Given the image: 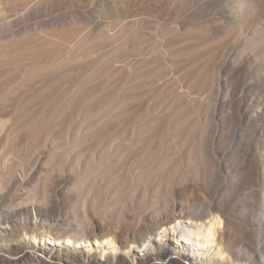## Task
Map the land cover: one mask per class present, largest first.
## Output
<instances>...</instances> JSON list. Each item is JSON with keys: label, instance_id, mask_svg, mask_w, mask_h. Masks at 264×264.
<instances>
[{"label": "bare ground", "instance_id": "6f19581e", "mask_svg": "<svg viewBox=\"0 0 264 264\" xmlns=\"http://www.w3.org/2000/svg\"><path fill=\"white\" fill-rule=\"evenodd\" d=\"M208 1L192 27L185 0H0V262L247 264L225 215L244 179L264 232V0Z\"/></svg>", "mask_w": 264, "mask_h": 264}, {"label": "rangeland", "instance_id": "374dc122", "mask_svg": "<svg viewBox=\"0 0 264 264\" xmlns=\"http://www.w3.org/2000/svg\"><path fill=\"white\" fill-rule=\"evenodd\" d=\"M154 3L157 4L158 7L161 6L162 3H167L169 5V11L168 13L172 14L175 13L178 6H177V2L178 0H153ZM185 4H187L189 7H191V9L186 10L185 9V15H183L184 18H182V22H189L191 23V21H187V19H195V21H193V25L192 27H203V26H214L217 25L218 23L216 22V24H214L211 20H215L213 16H215L217 19L221 20V18L223 17L220 12L219 9L217 8L216 5L210 3L208 0H185ZM174 11V12H173ZM153 16V17H152ZM158 17V16H157ZM156 15L154 17V15L147 14V24H146V29H147V35H149V33H151V36H157L158 37V31L159 29L162 27V25L164 24L163 21L165 22L164 19L162 18H157ZM151 18V19H150ZM155 18V19H154ZM113 18H110V20H112ZM30 22H33V20H31ZM162 23V24H161ZM177 26H176V25ZM244 24V26H248L249 30L252 31L253 27L251 26L250 23H242ZM179 25L177 23H172L171 22V27L173 28H177ZM227 27V26H226ZM229 28V27H227ZM111 33H114L116 31V23L113 22V25L111 27V29L109 30ZM186 31L185 29L182 30V32ZM174 34V33H173ZM173 34H169L168 37L165 38H161L158 37L159 41L157 43V45L154 46L155 50H161L164 47V44L166 43L167 39H172ZM216 35V34H214ZM161 44V45H160ZM264 45V42L262 41H258L255 46L256 49L253 51L251 59H250V64H251V68L255 67L257 64H259L262 61V56L260 54V52L262 51V48ZM161 48V49H160ZM157 52H155L156 54ZM152 51H147V57L151 56ZM167 55V57H172L171 54L169 53H164V55ZM169 54V55H168ZM165 55V56H166ZM146 56V54H145ZM164 56V57H165ZM165 57V58H167ZM242 75L244 79H249L250 75L249 72L246 70H242ZM182 75V74H181ZM179 75V76H181ZM255 94H257V96H264V88L262 87H258L257 89L254 90ZM251 94V91H250ZM203 95V96H202ZM201 95V98H204L205 95H208V92H204ZM239 95H237V99H238ZM214 106V104H213ZM225 110L228 113H232V109L229 107H226ZM253 110L255 111L256 115H260V110L256 107H253ZM220 116H218V122L219 124L222 125V123L224 122H229L231 120V118L223 116L222 113L219 114ZM232 117V115H230ZM239 120H237L238 122ZM260 130V129H259ZM263 133H261L258 137H259V144L262 147V151L264 150V131H262ZM247 138H251V135H246L244 139L245 140ZM256 144V143H255ZM252 148H254V146H242V149H249L251 150ZM230 149H234V146H229L228 147V151H231ZM224 151L226 152V149H224ZM223 156V155H222ZM228 167H231L228 165ZM233 168V167H232ZM219 182L218 178L214 179V184L216 185ZM234 188L237 190V194L235 197H233V203L231 204V208L229 210L226 211L225 218L226 216L232 219V222L230 224H228V231H230L234 236L235 239L234 240H239L237 245L233 244L231 245L233 248H231L230 253L231 256L234 258V260L236 261H245L247 262V264H264V249L260 248V249H256L255 247V242H257L256 238L258 239V236L260 237V235H264V232H262L261 234L259 233V228H261L259 225H256L253 223V221H249L252 217V213H247L245 214L244 211H242L241 209V205L243 204V199L249 195L245 194L246 189L251 188L252 184L251 183H245L244 179H241L238 182H235L234 184ZM62 186V185H59ZM225 185L222 184V187H224ZM208 187H210V189H214L215 186H212L210 183L208 184ZM192 204V203H191ZM184 216H189V213L185 212ZM152 230V229H151ZM264 231V230H263ZM141 240L138 239L137 242H140ZM167 245L169 246V244H174L171 237L170 239L168 238V240H166ZM248 246L250 248L249 254L246 256L244 253V248L246 246ZM245 246V247H244ZM238 256H242L243 258L238 260ZM179 259H181V261L185 262L186 264H190L191 260L188 259V257L186 258L185 255H182L181 257H178ZM202 261V260H201ZM105 263V262H104ZM0 264H5L3 262H0ZM61 264H66L64 261L61 262Z\"/></svg>", "mask_w": 264, "mask_h": 264}]
</instances>
